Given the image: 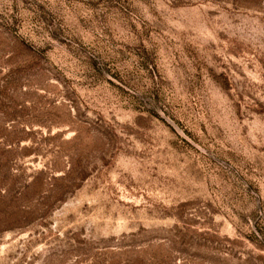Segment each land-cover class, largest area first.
Returning a JSON list of instances; mask_svg holds the SVG:
<instances>
[{
    "label": "rangeland",
    "instance_id": "374dc122",
    "mask_svg": "<svg viewBox=\"0 0 264 264\" xmlns=\"http://www.w3.org/2000/svg\"><path fill=\"white\" fill-rule=\"evenodd\" d=\"M0 264H264V0H0Z\"/></svg>",
    "mask_w": 264,
    "mask_h": 264
}]
</instances>
